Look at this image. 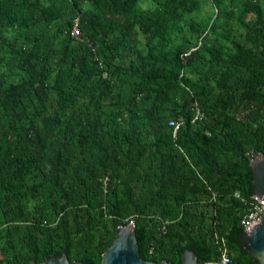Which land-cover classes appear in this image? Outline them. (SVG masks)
<instances>
[{
  "label": "trees",
  "instance_id": "16d2710c",
  "mask_svg": "<svg viewBox=\"0 0 264 264\" xmlns=\"http://www.w3.org/2000/svg\"><path fill=\"white\" fill-rule=\"evenodd\" d=\"M257 154L264 0H0V264H99L129 219L148 259L222 237L252 264L233 192Z\"/></svg>",
  "mask_w": 264,
  "mask_h": 264
},
{
  "label": "water",
  "instance_id": "95a60500",
  "mask_svg": "<svg viewBox=\"0 0 264 264\" xmlns=\"http://www.w3.org/2000/svg\"><path fill=\"white\" fill-rule=\"evenodd\" d=\"M253 175V193L264 200V154H257L249 160ZM236 236L247 254L255 259L252 264H264V212L256 225L248 232L237 229ZM30 260L26 264H88L85 261H73L70 254H57L43 261ZM99 264H175L173 259L161 261L145 257L139 239L138 222L119 225L110 244L103 250ZM179 264H202L194 247L183 250Z\"/></svg>",
  "mask_w": 264,
  "mask_h": 264
},
{
  "label": "built area",
  "instance_id": "2783aa9c",
  "mask_svg": "<svg viewBox=\"0 0 264 264\" xmlns=\"http://www.w3.org/2000/svg\"><path fill=\"white\" fill-rule=\"evenodd\" d=\"M80 34L79 28L76 26V24L73 25V27L70 29V35L77 38ZM85 42L87 46L90 48V50L94 51V47L88 40L85 39ZM193 49V48H190ZM202 117V113L197 107L196 104L193 106V117L192 120L200 119ZM182 124V120L180 119H169L168 125L171 126V136L174 138L176 135V132L180 125ZM108 175H104L102 177V189L103 191L106 190L107 182H108ZM213 196V193H211ZM233 196L235 198H238L244 205V212L242 213L240 217V225L242 229L246 232H248L256 223H258L260 216L264 212V200L262 197H257L254 194H251L247 197L242 196L238 191L233 192ZM133 223L132 219H129L127 224ZM161 231L164 230L163 225L160 227ZM217 243V250L218 254L214 260L203 262L202 264H230L231 260L227 252V247L225 245V242L222 237L216 238Z\"/></svg>",
  "mask_w": 264,
  "mask_h": 264
},
{
  "label": "rangeland",
  "instance_id": "374dc122",
  "mask_svg": "<svg viewBox=\"0 0 264 264\" xmlns=\"http://www.w3.org/2000/svg\"><path fill=\"white\" fill-rule=\"evenodd\" d=\"M146 4L145 3H142V6H145Z\"/></svg>",
  "mask_w": 264,
  "mask_h": 264
}]
</instances>
